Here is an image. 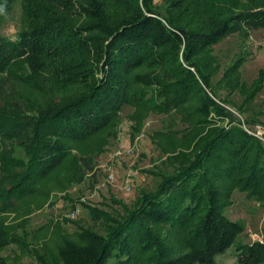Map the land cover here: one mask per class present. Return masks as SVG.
I'll use <instances>...</instances> for the list:
<instances>
[{"label": "trees", "instance_id": "1", "mask_svg": "<svg viewBox=\"0 0 264 264\" xmlns=\"http://www.w3.org/2000/svg\"><path fill=\"white\" fill-rule=\"evenodd\" d=\"M17 1L24 29L16 39L0 35V213L33 194L76 143L116 128L126 106L191 102L194 132L208 128L192 156L116 217L107 234L83 229L63 239L59 259L218 264L234 246L231 264H264V239L240 242L244 226L226 212L236 189L264 197V143L217 97L210 53L232 34L264 28V0L239 12L217 9L218 0H162V7L155 0H0V8ZM13 77L37 93L27 105L3 96ZM262 85L260 77L247 97ZM11 241L0 223V264H10L2 251Z\"/></svg>", "mask_w": 264, "mask_h": 264}, {"label": "rangeland", "instance_id": "2", "mask_svg": "<svg viewBox=\"0 0 264 264\" xmlns=\"http://www.w3.org/2000/svg\"><path fill=\"white\" fill-rule=\"evenodd\" d=\"M218 2L217 9L239 12L252 9L257 0ZM155 3L164 6L162 0ZM25 20L21 1L0 8V35L16 39ZM210 53L217 66L212 77L217 97L236 112L242 128H257L263 134L264 28L247 36L232 34L213 46ZM232 68L237 69L238 75L229 71ZM226 70L228 75L224 76ZM260 77L262 88L255 96L247 97ZM18 79L9 78L3 96L27 105L37 93ZM234 82L240 89L231 86ZM156 91L157 87H153L148 96ZM189 104L168 109H156L159 104L154 101L126 106L116 128L76 143L72 154L33 194L16 200L12 208L0 213V223L12 240L2 251L9 263L62 264L57 248L63 239L77 238L83 229L107 234L116 217L132 210L143 194L157 188L164 173L176 172L179 163L192 156L202 143L208 128L200 135L194 132ZM252 118L257 121L245 123ZM232 199L227 215L244 226L238 240L264 239V197H252L236 189ZM76 208L79 212L73 216ZM234 260V246L217 257L218 264H231Z\"/></svg>", "mask_w": 264, "mask_h": 264}, {"label": "built area", "instance_id": "3", "mask_svg": "<svg viewBox=\"0 0 264 264\" xmlns=\"http://www.w3.org/2000/svg\"><path fill=\"white\" fill-rule=\"evenodd\" d=\"M245 125V124H244ZM261 127V126H260ZM263 127V126H262ZM245 129L249 132V133H251L252 135H254V136H257L259 139H261L262 140V142L264 143V132H263V134H259L258 133V131L259 130H257V128H256V130H250V129H248L246 126H245ZM263 131H264V127H263ZM121 151H119V153H120ZM78 212H79V208H76L75 209V212H74V214H73V216H76L77 214H78Z\"/></svg>", "mask_w": 264, "mask_h": 264}]
</instances>
